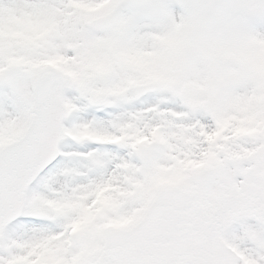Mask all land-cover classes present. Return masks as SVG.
Instances as JSON below:
<instances>
[{"label": "snow or ice", "instance_id": "6c2138e0", "mask_svg": "<svg viewBox=\"0 0 264 264\" xmlns=\"http://www.w3.org/2000/svg\"><path fill=\"white\" fill-rule=\"evenodd\" d=\"M0 264H264V0H0Z\"/></svg>", "mask_w": 264, "mask_h": 264}]
</instances>
